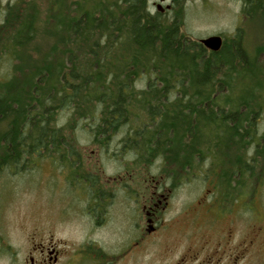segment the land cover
<instances>
[{
    "label": "trees",
    "instance_id": "16d2710c",
    "mask_svg": "<svg viewBox=\"0 0 264 264\" xmlns=\"http://www.w3.org/2000/svg\"><path fill=\"white\" fill-rule=\"evenodd\" d=\"M47 3L0 0V175L54 158L83 169L81 123L103 149L122 132L135 165L159 162L173 183H218L228 203L264 184V64L242 28L213 52L148 0ZM242 13L264 18V0Z\"/></svg>",
    "mask_w": 264,
    "mask_h": 264
},
{
    "label": "rangeland",
    "instance_id": "374dc122",
    "mask_svg": "<svg viewBox=\"0 0 264 264\" xmlns=\"http://www.w3.org/2000/svg\"><path fill=\"white\" fill-rule=\"evenodd\" d=\"M10 1L12 0H1L3 5ZM35 1L44 14L48 0ZM158 5L164 9L171 6L170 11L164 13L167 18L174 15L181 17L183 33L198 41L214 35H220L224 40H229L238 28H242L245 46L250 52L260 51L259 62L264 64V18L247 19L242 13L243 0H165L164 3L161 0H148V9L151 13L158 12ZM44 38L47 36L40 30L33 43L38 45L44 41ZM2 72L3 68L0 69V77ZM67 115V112L62 113L59 116L60 121L65 122L69 118ZM74 128L79 151L84 160L83 169H77V166L61 165L54 158L41 160L34 168L19 172L4 170L0 175V183H12L6 195H17L23 200L29 198V201L27 200L31 208L29 211H34L32 207L37 206V211L45 210L50 213L54 222L57 223L54 227L56 237L70 236L79 239L89 229L87 220L82 214L89 211L85 202H91L89 195L84 193L88 184L84 181L83 171H87L91 177L97 175L100 179L94 183L97 189L108 198L110 195H115V199L111 206L109 203L106 204V211L109 212L107 217L110 221L98 227L93 237L107 249H111L115 248L117 239L122 237V230L128 228L126 224L128 217L136 221L139 218L141 222L143 197L150 193L151 186L154 184L152 180H160L163 182L161 183L162 191L167 194L170 192L171 195L163 216L162 231L165 237L161 241L155 236L151 237L146 248L140 252L135 251L134 260L128 261V264H173L172 253L168 262L163 256L173 251L174 244L177 243V227L173 225V218L177 212L183 211L185 207L194 206L205 196H222V193L201 178L182 184L173 183L167 179L165 172L162 173L159 162L155 165L151 163L153 165L150 167L135 165L133 155L122 151L120 147L122 132L103 149L92 142V136L87 127L84 128L79 123ZM260 128H264V117ZM67 131L70 133V130ZM71 167L77 170H71ZM68 183H73V186ZM109 183L118 184L116 187ZM124 183L129 185L125 186ZM246 192L252 193V196H246ZM246 192L244 191L243 196L238 197L237 201L228 203L230 212H240L244 218L240 229L245 233L249 231L250 223L253 225L256 223L254 219H251L254 218L251 213L262 211L264 216V184L256 183L254 188L251 187ZM35 200L37 204L33 203ZM92 209L95 210V206ZM166 249L171 251L166 252ZM160 251H163L162 254ZM260 252L261 261L264 263L263 244Z\"/></svg>",
    "mask_w": 264,
    "mask_h": 264
},
{
    "label": "flooded vegetation",
    "instance_id": "af4514ba",
    "mask_svg": "<svg viewBox=\"0 0 264 264\" xmlns=\"http://www.w3.org/2000/svg\"><path fill=\"white\" fill-rule=\"evenodd\" d=\"M157 9L164 14L171 6L164 9L158 5ZM152 183L150 193L143 197L141 222L139 218L136 221L128 217V228L122 230V237L111 249L93 236L98 227L110 221L106 204L111 206L115 195L108 198L94 183H87L84 193L89 195L91 202H85L89 211L82 215L89 229L79 239L58 238L54 232L57 223L50 213L42 209L37 211V206L29 211V198L23 200L17 195H6L12 183H0V264H128L134 260L135 251L146 248L151 237L159 241L165 237L163 216L171 195L162 191V181L154 179ZM68 184L73 186V183ZM109 184L116 186L118 183ZM217 185L211 183L216 190ZM228 202L227 196H205L194 206L177 212L173 218L177 243L173 251L166 249L171 252L163 256L165 260L168 262L172 253L173 264H264L260 257L261 245H264L262 211L251 213L256 223H250L245 233L240 229L244 218L240 212H230Z\"/></svg>",
    "mask_w": 264,
    "mask_h": 264
},
{
    "label": "water",
    "instance_id": "95a60500",
    "mask_svg": "<svg viewBox=\"0 0 264 264\" xmlns=\"http://www.w3.org/2000/svg\"><path fill=\"white\" fill-rule=\"evenodd\" d=\"M200 43L208 50L218 52L223 46V38L220 35H214L206 39H201Z\"/></svg>",
    "mask_w": 264,
    "mask_h": 264
}]
</instances>
